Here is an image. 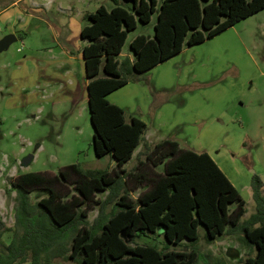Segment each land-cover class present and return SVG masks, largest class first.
Segmentation results:
<instances>
[{"label":"rangeland","instance_id":"rangeland-1","mask_svg":"<svg viewBox=\"0 0 264 264\" xmlns=\"http://www.w3.org/2000/svg\"><path fill=\"white\" fill-rule=\"evenodd\" d=\"M0 38L16 39L0 50V220L14 227L15 189L10 177L25 171L57 173L59 167L77 162L83 168L118 170L110 153L98 156L92 144L85 67L80 27L89 20L84 13L113 0H3ZM162 0H157V6ZM120 4L130 2L118 0ZM156 13L149 22H138L128 32L119 58L132 50L137 33L153 36ZM145 80L118 89L125 117L135 115L146 123L141 144L123 167L126 171L162 172V164L147 162L137 168L144 151L163 138L175 139L183 148L207 151L245 200V222L255 212L252 176H260L264 193V8L241 18L213 37L185 45L172 57L143 74ZM136 86V89H132ZM165 87V88H164ZM167 91L160 92V89ZM159 91V92H157ZM161 95V96H160ZM147 136L148 139L145 137ZM149 140V141H148ZM31 154L28 162L24 158ZM136 172V173H137ZM136 197L144 186L124 176ZM129 178V179H128ZM67 196L76 193L70 184L60 186ZM46 193L35 189L33 201ZM107 191H97L103 200ZM113 200L107 205L111 208ZM100 203L90 201L87 219L92 223ZM236 203H230L233 209ZM209 239L203 224L195 239L178 244L161 233L136 237L159 248L194 250L193 264H242L256 247L240 226ZM5 231L2 242L11 234ZM3 244L0 243V248ZM69 251L50 256L45 264H80ZM21 264H27L23 262Z\"/></svg>","mask_w":264,"mask_h":264},{"label":"trees","instance_id":"trees-1","mask_svg":"<svg viewBox=\"0 0 264 264\" xmlns=\"http://www.w3.org/2000/svg\"><path fill=\"white\" fill-rule=\"evenodd\" d=\"M107 8L100 4L84 13L80 37L87 42L84 59L92 144L96 155L110 153L118 170L83 168L77 162L59 167L57 173L25 171L10 177L15 189L14 227L0 220V264H45L50 256L69 251L80 264H193L194 250L159 248L135 238L161 233L167 242L178 244L195 239L198 225L207 238H216L240 226L245 239L256 247L242 264H264V193L259 175L252 176L256 210L240 223L245 200L225 172L205 151L183 148L175 139L164 138L144 151L137 168L150 162L162 164V172L126 171L124 163L141 143L144 120L130 116L111 102L107 94L128 81L145 80L144 73L178 53L184 45L199 43L262 8L264 0H122ZM156 13L153 36L138 33L129 41L133 58L118 56L128 32L138 22H149ZM133 176L144 188L136 197L129 194L124 176ZM129 179V178H128ZM70 184L76 193L69 197L60 186ZM46 194L33 201L30 193ZM97 191H107L97 200ZM113 200L111 208L107 205ZM90 201L100 203L92 223L87 219ZM235 202L233 209L229 204ZM12 231L9 240L2 234Z\"/></svg>","mask_w":264,"mask_h":264},{"label":"crops","instance_id":"crops-1","mask_svg":"<svg viewBox=\"0 0 264 264\" xmlns=\"http://www.w3.org/2000/svg\"><path fill=\"white\" fill-rule=\"evenodd\" d=\"M15 2H18V0H12L11 1V4L12 3H15ZM4 3H5V1H3V0H0V6H2V5H4ZM6 7H0V14H3L5 11H3L4 9H5ZM82 27V26H81ZM81 27H80V29H81ZM138 34V33H137ZM135 36V35H134ZM213 37V36H212ZM194 44H196V43H194ZM194 44H191V45H194ZM185 46V45H184ZM189 46V45H188ZM182 50V49H181ZM180 50V51H181ZM179 51V52H180ZM178 52V53H179ZM122 54V51L120 52V54L119 55H121ZM177 54V53H176ZM176 54H174V55H176ZM124 56H128L130 59H132L133 58V53L131 52V51H129V52H127ZM172 57V56H171ZM118 58H119V56H118ZM170 58V57H169ZM120 59V58H119ZM168 59V58H167ZM166 60V59H165ZM164 61V60H163ZM162 62V61H161ZM155 66V65H154ZM153 66V67H154ZM153 67H151V68H153ZM150 68V69H151ZM150 69H148V70H150ZM147 70V71H148ZM146 71V72H147ZM145 72V73H146ZM85 87H86V82H87V78H86V76H85ZM134 82H139V81H128L127 83H125L124 85H122V86H120L119 88H117V89H115V90H113V91H111L110 93H108L107 94V98H108V100L109 101H111V102H114V103H117L118 105H120L121 106V100H123L122 99V97H121V94H118V92L117 91H119L118 89H120V88H122V87H126V85H128L129 83H134ZM136 86H134L132 89H136L135 88ZM165 88V87H164ZM164 88H162V89H160V92H165V91H167L166 89H164ZM157 92H159V91H157ZM161 96V95H160ZM125 110V109H124ZM130 116H135V115H130ZM146 130V129H145ZM143 137H144V135H143ZM143 137H142V140H143ZM147 139H148V137L147 136H145ZM164 139V138H163ZM142 140H141V142H142ZM162 140V139H161ZM149 141V140H148ZM160 141V140H159ZM141 144V143H140ZM135 151V150H134ZM134 153V152H133ZM113 161L116 163V161H115V159L113 158Z\"/></svg>","mask_w":264,"mask_h":264},{"label":"water","instance_id":"water-1","mask_svg":"<svg viewBox=\"0 0 264 264\" xmlns=\"http://www.w3.org/2000/svg\"><path fill=\"white\" fill-rule=\"evenodd\" d=\"M17 37L14 33H8L5 34L4 36H2L0 38V50L7 47L8 44L10 42H12L13 40H15ZM31 154H29L27 157L24 158V162H28V160L30 159Z\"/></svg>","mask_w":264,"mask_h":264}]
</instances>
